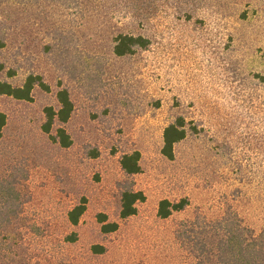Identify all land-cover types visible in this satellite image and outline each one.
I'll return each instance as SVG.
<instances>
[{
  "label": "rangeland",
  "instance_id": "1",
  "mask_svg": "<svg viewBox=\"0 0 264 264\" xmlns=\"http://www.w3.org/2000/svg\"><path fill=\"white\" fill-rule=\"evenodd\" d=\"M120 34L151 44L117 56ZM31 74L50 91L0 96V264H201L197 237L210 248L220 238L202 228L260 214L264 0H0V79L20 86ZM61 88L74 112L52 134L64 127L69 148L42 129ZM178 117L200 131L168 160L163 133ZM135 151L142 172L129 176L120 161ZM124 190L146 197L127 219ZM182 198L183 211L159 217L162 200ZM100 214L118 230L102 233ZM203 258L218 264L216 249Z\"/></svg>",
  "mask_w": 264,
  "mask_h": 264
},
{
  "label": "trees",
  "instance_id": "2",
  "mask_svg": "<svg viewBox=\"0 0 264 264\" xmlns=\"http://www.w3.org/2000/svg\"><path fill=\"white\" fill-rule=\"evenodd\" d=\"M150 44V39L143 35L120 34L115 39L114 53L117 56L132 55L137 49H147ZM36 87L46 92L50 91V86L40 75H28L20 86H15L0 79V96H7L22 102H31ZM57 100L60 105L59 109L52 106L45 109L46 120L42 129L54 143H58L63 148H69L72 146L73 141L67 130L64 127H59L55 135L52 134V130L57 122L60 124L69 122L74 112V103L71 100L69 91L65 88H61L57 92ZM6 125L7 116L5 113L0 112V141ZM199 131L196 125L188 123L184 117H178L164 130L161 154L168 160H174L176 146L188 138L191 133L196 134ZM120 164L127 175L140 174L142 172L141 153L135 151L125 154L121 158ZM255 179L256 183L253 188L257 194L256 200L260 208V214L251 220H246L240 212H236L228 217H223L214 224L207 225L208 228H202L203 233L215 232L220 238L215 248H210L202 244L203 234L197 237L196 247L200 251L201 264L204 260L203 255L206 253L211 254L214 249L218 254V264H264V172L262 178L255 175ZM145 199L146 197L142 191L124 190L121 194L120 218L127 219L136 215L137 204L144 202ZM86 203V198H83L69 212V221L72 225H78L87 210ZM188 205V198H182L178 202L165 199L159 204L158 215L161 219H167L173 213L183 211ZM98 222L101 224V231L104 234L113 233L119 228L118 223L108 222L104 214L98 216ZM191 236L193 237L192 233ZM3 255L4 253L0 254V259Z\"/></svg>",
  "mask_w": 264,
  "mask_h": 264
}]
</instances>
